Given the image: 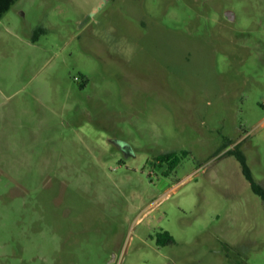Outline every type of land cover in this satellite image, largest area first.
I'll return each instance as SVG.
<instances>
[{
  "label": "rangeland",
  "instance_id": "374dc122",
  "mask_svg": "<svg viewBox=\"0 0 264 264\" xmlns=\"http://www.w3.org/2000/svg\"><path fill=\"white\" fill-rule=\"evenodd\" d=\"M238 155L264 188V0L0 18V264H264Z\"/></svg>",
  "mask_w": 264,
  "mask_h": 264
},
{
  "label": "trees",
  "instance_id": "16d2710c",
  "mask_svg": "<svg viewBox=\"0 0 264 264\" xmlns=\"http://www.w3.org/2000/svg\"><path fill=\"white\" fill-rule=\"evenodd\" d=\"M17 0H0V18H2L16 3ZM171 155L168 154L166 156H163V159H170ZM238 160L241 164L242 171L246 177V179L249 181L252 190L255 194L261 197L263 203H264V188L257 184V182L254 180L251 170L248 166V163L246 162L245 156L238 155ZM157 243L159 245H167V244H173L174 240L169 236L168 233L163 232L158 234V241Z\"/></svg>",
  "mask_w": 264,
  "mask_h": 264
},
{
  "label": "water",
  "instance_id": "95a60500",
  "mask_svg": "<svg viewBox=\"0 0 264 264\" xmlns=\"http://www.w3.org/2000/svg\"><path fill=\"white\" fill-rule=\"evenodd\" d=\"M230 15H231V14L229 13V14H228L229 18H231V16H230Z\"/></svg>",
  "mask_w": 264,
  "mask_h": 264
}]
</instances>
